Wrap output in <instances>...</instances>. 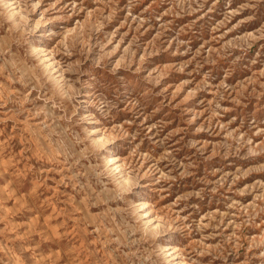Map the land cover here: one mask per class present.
Here are the masks:
<instances>
[{"label":"rangeland","instance_id":"374dc122","mask_svg":"<svg viewBox=\"0 0 264 264\" xmlns=\"http://www.w3.org/2000/svg\"><path fill=\"white\" fill-rule=\"evenodd\" d=\"M0 264H264V0H0Z\"/></svg>","mask_w":264,"mask_h":264},{"label":"bare ground","instance_id":"6f19581e","mask_svg":"<svg viewBox=\"0 0 264 264\" xmlns=\"http://www.w3.org/2000/svg\"><path fill=\"white\" fill-rule=\"evenodd\" d=\"M19 14V13H18ZM33 45V44H32ZM112 155V154H111ZM115 162V161H114ZM113 162V163H114ZM121 167H122V163H117V166H116V168H118L119 170L121 169ZM122 176V175H121ZM119 182V181H118ZM147 215H148V213H147Z\"/></svg>","mask_w":264,"mask_h":264}]
</instances>
